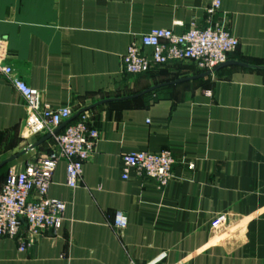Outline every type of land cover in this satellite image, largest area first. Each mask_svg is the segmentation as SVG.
<instances>
[{"label": "crops", "instance_id": "obj_1", "mask_svg": "<svg viewBox=\"0 0 264 264\" xmlns=\"http://www.w3.org/2000/svg\"><path fill=\"white\" fill-rule=\"evenodd\" d=\"M240 45L208 77L194 63L124 73L121 57L153 29L182 34L204 26L213 0H0V39L14 76L39 91L40 107L87 113L100 133L80 185L66 183V161L49 196L64 201L61 229L27 251L0 238V264H264V0H220ZM150 53L149 49H144ZM25 100L0 74V169L48 155L49 140L24 142ZM171 150L166 187L128 171L134 151ZM196 169L190 171L188 163ZM117 212L128 225L114 227ZM225 215L219 227L212 222Z\"/></svg>", "mask_w": 264, "mask_h": 264}, {"label": "built area", "instance_id": "obj_2", "mask_svg": "<svg viewBox=\"0 0 264 264\" xmlns=\"http://www.w3.org/2000/svg\"><path fill=\"white\" fill-rule=\"evenodd\" d=\"M222 3L213 2L206 8L204 26L191 25L182 34L172 29H153L142 35L121 57L124 73L141 75L151 71L152 66H166L170 63L191 62L205 72H213L216 67L229 60L240 42L228 29L226 18L218 19ZM144 49H149L146 53ZM8 49L0 39V74L8 78L25 100L27 115L21 132V139H30L52 134L54 148L43 157L30 159L23 170L11 167L0 185V238L15 239L20 243V251L33 248L49 231L61 229L66 211V203L49 196L53 174L61 160L66 161V183L77 188L83 176L84 163L95 151L100 133L87 113H80L73 121L70 107H40L39 91L31 88L24 80L15 77L14 70L6 64ZM67 123L59 132L55 131ZM29 144L26 149H29ZM123 179H128V171L137 176L166 187L173 177L176 159L171 150L158 153L134 151L123 157ZM188 170L196 169L195 163L187 165ZM227 217L221 215L213 222L219 227ZM114 227L124 229L128 217L117 212Z\"/></svg>", "mask_w": 264, "mask_h": 264}, {"label": "water", "instance_id": "obj_3", "mask_svg": "<svg viewBox=\"0 0 264 264\" xmlns=\"http://www.w3.org/2000/svg\"><path fill=\"white\" fill-rule=\"evenodd\" d=\"M228 66H246L245 64L243 63H240V62H237V61H233V60H228L227 62H225L224 64H221L219 65L218 67H216L214 69L213 72H205V73H202L200 75H197V76H194V77H191V78H186V79H180L178 80L176 83H182V82H186V81H191V80H196V79H200V78H205V77H208L210 76L211 74H213L215 71L221 69V68H224V67H228ZM80 114V113H79ZM78 114V115H79ZM77 115V116H78ZM76 116V117H77ZM76 117L72 118L71 121H73ZM67 123H65L64 125H62L60 128H58L55 133L59 132ZM52 138V134H49L45 137H43L41 140H39L36 144L32 145L30 147V149H34L36 148L37 146L43 144L44 142H47L49 141L50 139ZM25 153H27V150L23 151L22 153H19L5 161H3L2 163H0V169L3 168L5 165L11 163L12 161L16 160L17 158H19L20 156L24 155Z\"/></svg>", "mask_w": 264, "mask_h": 264}, {"label": "trees", "instance_id": "obj_4", "mask_svg": "<svg viewBox=\"0 0 264 264\" xmlns=\"http://www.w3.org/2000/svg\"><path fill=\"white\" fill-rule=\"evenodd\" d=\"M230 58V57H229ZM201 72V71H200Z\"/></svg>", "mask_w": 264, "mask_h": 264}, {"label": "rangeland", "instance_id": "obj_5", "mask_svg": "<svg viewBox=\"0 0 264 264\" xmlns=\"http://www.w3.org/2000/svg\"><path fill=\"white\" fill-rule=\"evenodd\" d=\"M146 74V73H145Z\"/></svg>", "mask_w": 264, "mask_h": 264}]
</instances>
